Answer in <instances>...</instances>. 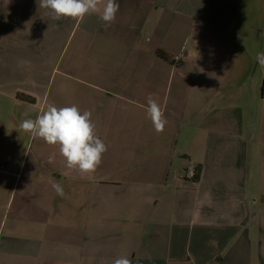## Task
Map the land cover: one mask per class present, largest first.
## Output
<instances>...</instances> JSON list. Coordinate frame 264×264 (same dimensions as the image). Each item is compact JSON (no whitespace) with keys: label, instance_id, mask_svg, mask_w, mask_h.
<instances>
[{"label":"crops","instance_id":"crops-1","mask_svg":"<svg viewBox=\"0 0 264 264\" xmlns=\"http://www.w3.org/2000/svg\"><path fill=\"white\" fill-rule=\"evenodd\" d=\"M240 1L116 0L104 27L0 0V264H264V0ZM49 105L92 113L94 173L19 128Z\"/></svg>","mask_w":264,"mask_h":264},{"label":"clouds","instance_id":"clouds-1","mask_svg":"<svg viewBox=\"0 0 264 264\" xmlns=\"http://www.w3.org/2000/svg\"><path fill=\"white\" fill-rule=\"evenodd\" d=\"M39 7L48 9L52 19L71 18L83 20L90 13H99L104 27L115 21L119 11L116 0H39ZM257 62L264 67V53L257 54ZM147 114L154 130L162 133L168 121L164 110L150 95L147 100ZM90 111H81L76 105L57 108L49 105L35 119H23L19 128L34 138H40L49 145H59L60 154L66 160V167L81 174L94 173L102 163L107 146L95 132ZM56 194L65 195L59 182L52 184ZM114 264H132L129 258H118Z\"/></svg>","mask_w":264,"mask_h":264},{"label":"rangeland","instance_id":"rangeland-1","mask_svg":"<svg viewBox=\"0 0 264 264\" xmlns=\"http://www.w3.org/2000/svg\"><path fill=\"white\" fill-rule=\"evenodd\" d=\"M253 11H254V6H252V10H251V12H249V9H248V7L245 4V0H241L240 3H239V5H238V20L242 19V17L244 15L247 17V19L253 18V15H254V12ZM246 34H249V31H246ZM258 53H262L261 49H256V45L255 44L254 45L252 44V46H251V54L254 57V59H255L256 62H257L256 57H257V54ZM255 67L257 68L258 66H255ZM255 67H254V69L252 71V74H251V77L250 78L254 77V75L256 73L255 72V70H256ZM257 70H258V72H257L256 80H258L260 78V75H261V72H262V68H259L258 67ZM250 85H251V80L248 81V87H250ZM24 119H26V118H24ZM26 135H27V133H26Z\"/></svg>","mask_w":264,"mask_h":264},{"label":"trees","instance_id":"trees-1","mask_svg":"<svg viewBox=\"0 0 264 264\" xmlns=\"http://www.w3.org/2000/svg\"><path fill=\"white\" fill-rule=\"evenodd\" d=\"M162 54V53H161ZM19 97L21 98V99H30V97L29 96H27V95H25V94H20L19 95ZM201 173H202V165H198L197 167H196V175H195V177L193 178V181H195V182H197V181H199L200 180V177H201Z\"/></svg>","mask_w":264,"mask_h":264},{"label":"built area","instance_id":"built-area-1","mask_svg":"<svg viewBox=\"0 0 264 264\" xmlns=\"http://www.w3.org/2000/svg\"><path fill=\"white\" fill-rule=\"evenodd\" d=\"M175 59L179 61L181 59V55H176ZM188 175H189L190 178L193 179L195 177V175H196V171L191 168V169L188 170Z\"/></svg>","mask_w":264,"mask_h":264}]
</instances>
